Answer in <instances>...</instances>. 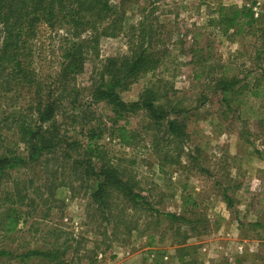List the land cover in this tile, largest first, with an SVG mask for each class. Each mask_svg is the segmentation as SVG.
Wrapping results in <instances>:
<instances>
[{
    "label": "rangeland",
    "instance_id": "1",
    "mask_svg": "<svg viewBox=\"0 0 264 264\" xmlns=\"http://www.w3.org/2000/svg\"><path fill=\"white\" fill-rule=\"evenodd\" d=\"M111 2L122 16L123 34L102 39L97 56L87 57L84 73L76 80L82 88L77 99L87 118L72 127L64 122L63 129L71 139L85 143L88 119L110 127L112 113L101 103L91 104L85 88L100 60L126 54L132 43L137 44L139 28L144 31V47L157 53L161 64L139 77L121 98L135 101L141 91L155 84L165 96L163 102L169 101L180 111L178 118L186 126L187 138L180 144V152H168L176 163L162 171L153 149H145L152 133L143 129L146 121L140 113L117 121V126L134 133L130 147L107 135L97 140L112 163L127 166L152 206L150 212H137L129 218V232L123 226L112 232L111 225L94 213L84 187L74 180L77 176L71 161L66 162L64 174L63 158L53 159L48 166L9 173L3 191L11 190L13 180L26 182L21 186L28 188L34 202L19 208L20 220L13 234L0 231V250L15 255L0 256V264H54L41 257L20 261L16 255L49 249L55 242L59 264H177L181 246L194 247L188 254L196 264H264V78L260 76L264 68V0ZM220 5L250 7L255 31L222 34L210 26L208 19ZM43 36L47 39L48 33ZM1 37L0 31V41ZM44 45L46 56L54 46L49 41ZM221 78L236 82L227 96L217 88ZM254 91L257 97L252 96ZM0 97L1 121L14 110H23L31 95L27 88L19 87L16 100L9 98L10 93ZM0 134V139L13 141L7 126ZM53 176L56 183L67 185L49 190ZM154 210L175 214L185 222L170 225ZM54 229L57 241L47 234Z\"/></svg>",
    "mask_w": 264,
    "mask_h": 264
},
{
    "label": "trees",
    "instance_id": "2",
    "mask_svg": "<svg viewBox=\"0 0 264 264\" xmlns=\"http://www.w3.org/2000/svg\"><path fill=\"white\" fill-rule=\"evenodd\" d=\"M213 14L208 22L222 34L232 31V35H240L243 31H255L250 7L220 5ZM121 27L122 16L111 0H0V96L10 93L9 98L16 100L19 87L27 88L31 95L23 110H14L0 121L13 136L11 143L0 139V231L4 234L16 231L20 220L19 208L31 207L26 202H34L29 198L28 188L21 186L26 182L13 180L11 190L9 187V190L3 191L9 173L48 166L57 158L66 160L61 167L62 174L68 166L66 162H72L73 175L77 176L74 180L84 187L89 204L95 207L94 213L111 225L112 232H117L121 226L129 232L130 217L137 212L146 214L153 210L127 166L112 163L106 151L97 144V140L107 135L130 147L134 133L117 126V121L124 115L140 113L146 121L143 129L152 133L145 149L148 151V146L153 149L162 171L164 166L176 163L168 152H180V144L183 146L187 138L186 126L178 118L180 111H175L169 101L163 102L165 96L155 84L141 91L135 101L125 102L121 98V93L139 77L154 72L161 64L158 54L144 47L143 29L138 28L137 44L132 43L126 54L100 60L86 85L89 102L101 103L112 113L110 127L102 123L93 124L88 119L85 121L87 141L82 143L71 139L61 125L69 122L72 127L79 119L87 118L77 99L82 88L77 87L76 80L84 73L87 57L90 54L97 56L100 41L122 35ZM45 33H48L47 39L43 36ZM45 41L54 46L46 55L47 60L44 56L47 51ZM260 76L264 78V68ZM235 84L221 78L217 88L227 96L234 91ZM252 96H258L256 91ZM90 115L94 117L93 113ZM5 125L0 126L1 131L6 128ZM44 169L47 170L46 167ZM51 180L54 182L48 184L49 190L56 189L59 184L61 187L67 185L63 181L56 183L54 176ZM28 183L31 185L32 181ZM154 213L170 225L185 222L172 213L156 210ZM90 216L88 214V218ZM47 234L58 240L55 229ZM151 239L153 236H150ZM184 243L185 240L179 244ZM56 244L45 250L24 251L16 258L25 261L41 257L47 262L59 264L61 256L54 251ZM190 251H195L194 247L178 248L181 257L177 264H196V259L188 254ZM5 255L14 254L0 250V256Z\"/></svg>",
    "mask_w": 264,
    "mask_h": 264
}]
</instances>
